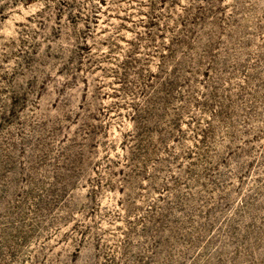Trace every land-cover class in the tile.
<instances>
[{"label": "rangeland", "instance_id": "374dc122", "mask_svg": "<svg viewBox=\"0 0 264 264\" xmlns=\"http://www.w3.org/2000/svg\"><path fill=\"white\" fill-rule=\"evenodd\" d=\"M0 264H264V0H0Z\"/></svg>", "mask_w": 264, "mask_h": 264}]
</instances>
